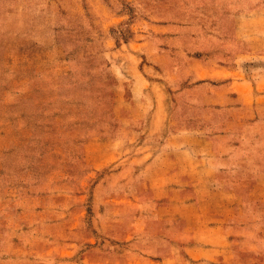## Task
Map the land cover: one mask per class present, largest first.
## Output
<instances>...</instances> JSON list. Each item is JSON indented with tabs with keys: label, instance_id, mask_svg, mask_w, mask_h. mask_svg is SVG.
<instances>
[{
	"label": "rangeland",
	"instance_id": "rangeland-1",
	"mask_svg": "<svg viewBox=\"0 0 264 264\" xmlns=\"http://www.w3.org/2000/svg\"><path fill=\"white\" fill-rule=\"evenodd\" d=\"M245 6L0 0V264H134L133 240L163 250L140 209L222 227L204 264H264V116L183 78L238 59L221 32ZM241 61L264 77L263 52Z\"/></svg>",
	"mask_w": 264,
	"mask_h": 264
},
{
	"label": "crops",
	"instance_id": "crops-1",
	"mask_svg": "<svg viewBox=\"0 0 264 264\" xmlns=\"http://www.w3.org/2000/svg\"><path fill=\"white\" fill-rule=\"evenodd\" d=\"M258 1L260 0H243L244 6L246 4L245 8L238 14H235L231 18L227 28L221 32L228 45V51L231 54L237 55L238 59L233 62L218 61L216 67L211 72L208 69L205 70L204 66H202L204 68L201 70H190L183 73V78L188 83L193 82L192 80L195 79L194 75L201 78L199 82L191 84V86L186 88L190 90V93L198 92L204 88L206 89L205 97H209L212 103L224 106L228 105L230 100L236 99L244 107L251 108L255 117V114L260 112L263 117L264 90L259 89L264 85L262 83V81L264 82V77L261 80L249 78L246 75L245 65L241 63V57L244 55L264 53V44L261 42L260 32L257 31V27L254 24L255 17L259 16L258 9L260 7L254 5ZM253 5L254 7L251 8L250 6ZM196 95L199 97L203 96L200 94ZM262 127H264V122L262 123ZM154 161L155 159H152L149 163H154ZM168 172L166 170L163 174H167ZM175 177L184 178L181 175H176ZM160 190L164 191L162 195H166L167 191L163 185ZM147 216L149 215L144 214L143 216L142 209H140V220L142 217L143 219L139 223L140 231L137 235L150 240L162 241L163 250H159V253L147 252L143 248H138L135 244L138 240H133L129 244L130 247L132 246V252L129 255L133 256L135 260L134 264H146L147 261L149 262L148 264H204L210 260H219L224 251L226 236L223 233V229L222 227L219 228V226H210V221L203 222L204 226L207 225L209 229L205 228L204 233L198 234L196 228L192 232L189 231L188 226H186L188 222L182 219V217L175 219L174 227L172 226L174 225V221L170 219V216L157 217L159 219L157 221L150 219L152 216L146 219ZM136 221L139 222V219H136ZM157 227L160 229L159 232L154 231ZM150 228L152 230L148 232L141 231L142 229ZM132 232L135 233L134 227ZM214 232L216 236L211 237L210 235ZM200 235L203 237H198ZM139 236H135V238Z\"/></svg>",
	"mask_w": 264,
	"mask_h": 264
}]
</instances>
